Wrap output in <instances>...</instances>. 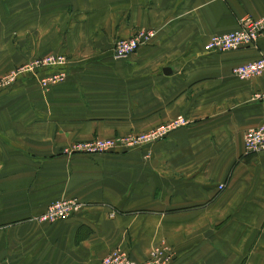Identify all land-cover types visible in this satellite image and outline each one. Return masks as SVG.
<instances>
[{
	"label": "crops",
	"instance_id": "crops-1",
	"mask_svg": "<svg viewBox=\"0 0 264 264\" xmlns=\"http://www.w3.org/2000/svg\"><path fill=\"white\" fill-rule=\"evenodd\" d=\"M242 16H264V0H0V70L67 58L0 96V264H98L115 246L137 261L160 248L166 264H264V151L242 145L264 124V74L231 73L264 57V31L252 46L202 50ZM140 29L154 36L112 57L114 40ZM178 115L186 123L143 150L62 152ZM71 197L82 213L36 219Z\"/></svg>",
	"mask_w": 264,
	"mask_h": 264
},
{
	"label": "built area",
	"instance_id": "built-area-1",
	"mask_svg": "<svg viewBox=\"0 0 264 264\" xmlns=\"http://www.w3.org/2000/svg\"><path fill=\"white\" fill-rule=\"evenodd\" d=\"M263 31L264 16L259 18L242 16L237 20L236 29L210 35L203 43L202 50L204 52L216 53L252 46L255 45L256 39ZM153 36L154 31L152 29H140L133 32L130 36L117 38L110 48L111 55L114 58L125 56L135 51L139 46L147 44ZM64 61L63 56L51 54L37 59L35 63L37 65L50 66L59 65ZM231 73L239 79H249L253 76L264 74V57L261 56L251 61L237 64L231 68ZM64 76L65 73L63 71L53 72L42 76L39 79V84L46 87L63 80ZM8 78L12 80L13 74H8ZM185 123V118L178 115L151 131L148 135L150 138H155L159 134L171 131ZM143 139H147V136H144ZM114 144V140L110 138L92 139L75 143L72 148L80 152H100L111 148ZM242 145L246 153L264 151V124L248 128L243 134ZM84 207V204L76 198L55 199L46 204L42 212L37 216V219L53 223L79 213ZM113 215V211L108 212L109 217ZM162 251L163 249L153 248L147 258L137 261L128 255L125 248L117 246L103 255L98 264H166V258L161 259Z\"/></svg>",
	"mask_w": 264,
	"mask_h": 264
},
{
	"label": "rangeland",
	"instance_id": "rangeland-1",
	"mask_svg": "<svg viewBox=\"0 0 264 264\" xmlns=\"http://www.w3.org/2000/svg\"><path fill=\"white\" fill-rule=\"evenodd\" d=\"M51 54L59 55V54H56V53H48V54L43 55V56H32L27 61H25L23 63H20L18 65H15V66H13L12 68H10L7 71L0 70V96L2 94H4V91H6L8 89L10 90L13 86H15L13 84L17 81V77L20 74H24V73L30 72L33 75H35V73H36L35 70L36 69L45 70V68L47 69V68L54 67V66H59V65L62 66V65H64L66 63L67 58L64 57V56L63 57H64L65 61L63 63L59 64V65H50V66H48V65H37L35 63L37 59H41V58H43V57H45L47 55H51ZM59 71H62V70H59ZM56 72H58V71H56ZM8 74H10V75L13 74L12 80H10L8 78ZM45 75H47V74H43L41 76L39 75L40 77L38 76L37 80H36L37 84L42 89H45V88H47V87H49L51 85L50 84V85H48L46 87H43V86H41L39 84V79L42 76H45ZM99 117H100L101 120H103L104 116H99ZM167 121L162 122L160 124H156L155 126H152L150 128H147V129H144V130H141V131H136V132H130L129 131V132L120 133V134H113V135H109V136H92V137H89L87 139L85 138V139H82V140H74V141L69 142L68 145H66L64 148H62V152L64 154H79V155L91 156V155H95V154H112V153H118V152H121V153L122 152H128V151H132V150L133 151L134 150H143V148L147 147L149 144H151L153 142L155 143V142L165 138L168 135V133L170 131L161 133V134L158 135V137H155V138H150L149 135H148L151 131H153L156 128L162 126ZM144 136H147V139L144 140L143 139ZM103 138H110V139L114 140L115 144L111 148H109L107 150H104V151H100V152H80V151H75L72 148L73 144H75V143L85 142L87 140H92V139H103ZM71 198H75V197H71ZM82 211H80L79 213H76L74 215H78V214L82 213ZM109 211H112V210H109ZM114 214H115V212H114ZM64 219H66V218H64ZM64 219H61V220H64ZM115 247H117V246H115Z\"/></svg>",
	"mask_w": 264,
	"mask_h": 264
}]
</instances>
